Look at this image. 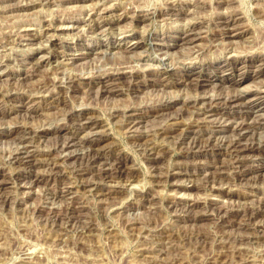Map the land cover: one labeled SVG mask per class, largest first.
<instances>
[{
    "label": "rangeland",
    "instance_id": "374dc122",
    "mask_svg": "<svg viewBox=\"0 0 264 264\" xmlns=\"http://www.w3.org/2000/svg\"><path fill=\"white\" fill-rule=\"evenodd\" d=\"M158 11L164 16L153 17ZM232 16L238 21L227 35L223 22ZM65 22L74 29L52 30ZM190 24L198 39L184 41ZM37 46L45 49L39 62L31 59ZM227 60L235 67L219 72ZM118 69L134 73L99 83ZM188 73L199 81H186ZM263 86L264 0H0V178L7 181L0 188V264H264V222L244 218L246 207L264 201V151L234 169L227 147L217 146L248 120L253 130L242 143L264 142V128L253 123L264 117L247 118L249 109L217 99ZM204 94L215 99L212 119L220 123L198 124L201 111L186 105ZM169 99L176 101L167 115H156ZM79 111L102 125L99 158L110 164L120 157L126 177L104 178L99 163L78 159L98 146L89 130H78ZM130 113L142 117L135 133ZM19 126L31 130L28 149L37 159H59L57 172L43 161L8 162L19 148ZM170 127L203 132L179 143L180 131L170 137ZM70 132L81 142L65 153L58 145ZM145 143L155 147L153 156ZM239 169L247 170L240 179Z\"/></svg>",
    "mask_w": 264,
    "mask_h": 264
},
{
    "label": "bare ground",
    "instance_id": "6f19581e",
    "mask_svg": "<svg viewBox=\"0 0 264 264\" xmlns=\"http://www.w3.org/2000/svg\"><path fill=\"white\" fill-rule=\"evenodd\" d=\"M129 2V1H128ZM171 3V2H170ZM97 4V3H96ZM98 6V5H97ZM177 9V8H176ZM106 10V9H105ZM91 11L93 12V15L94 14H97L98 13V9L95 7H93L91 9ZM100 12V10H99ZM102 12V11H101ZM168 12V11H167ZM170 12V11H169ZM175 12V11H174ZM164 11H158L155 15H154V12L152 13L153 17H159V16H164ZM101 15V14H100ZM137 18H140V17H137ZM238 21V17H230L226 20H224L223 24L225 25L227 29L226 33L227 35H230L234 30H232V27L235 26V23ZM184 23V22H183ZM186 24V23H184ZM196 24V23H195ZM78 26V24H77ZM186 26V25H185ZM76 27V26H75ZM47 28V27H46ZM74 29V25H70L69 22H65V23H60L55 29H52L54 30V32H65V31H71ZM196 29V25L194 24H190L189 26L187 25V31H190L191 34H186L182 40L184 41H191V40H195V39H198L196 36V32H194V30ZM51 30V31H52ZM45 32L47 33V36H50V40H51V37H53L52 33L50 34V28L49 29H45ZM244 32V31H243ZM49 33V34H48ZM198 34V33H197ZM242 34V31H239V32H236L235 34H232V35H236V36H240ZM192 36L190 38H188L189 36ZM149 36V35H148ZM138 42H135L134 44H132L130 47L131 48H135L137 47L139 44H137ZM129 47V48H130ZM42 47L40 46H37L35 48V53H34V57H31L32 60H35L36 61H41L40 59H42L44 57L43 53H42ZM43 51H45V49H43ZM46 55V53H44ZM235 67L234 65V62L231 61V60H227V62L219 67H217L216 69L219 71V72H222L224 73V71L226 70V67ZM132 71V70H131ZM130 73H134V72H130ZM129 72H124L123 69H118L116 70V72H112V73H109L108 75H106L105 77H102L100 78L98 81L99 83H102V84H105V85H112V84H115V82H117L118 80H120L122 78V75L124 74H130ZM166 77L165 79H168L169 77H172V74L171 73H168L166 71L163 72ZM200 77V75H197V74H194V73H188L187 76H185V80L188 81L189 83H193V81L195 82H198V78ZM223 79L224 80H230V78L228 76H225L223 74ZM107 81H111L110 83H108ZM108 83V84H107ZM118 83V82H117ZM172 84H174L172 81H171ZM171 83H168V84H171ZM71 83L69 82V84L67 85L68 87L71 86L70 85ZM176 84V83H175ZM73 85V84H72ZM264 87V86H263ZM260 88L258 89L257 91H254V92H250L249 90H246L242 93H237V94H229V96H226V97H217V99H222V103L225 104L226 107H231V108H247L249 109V114H246L245 117L249 118V116L251 115V112L252 113H255L256 115L255 116H258V117H264V107L262 108V110H255L258 106L260 105H264V88ZM106 91H114V92H117L118 90H115V88H110V89H106ZM120 91V90H119ZM219 96H221L219 94ZM223 96V95H222ZM184 97V96H183ZM50 98H53V96L50 95ZM172 98V97H171ZM186 98V97H185ZM55 99V98H54ZM173 99V98H172ZM190 99V98H189ZM186 100V99H184ZM215 99H213V97L211 96H208L206 94L204 95H200V96H193V98L191 97L190 100H187L186 102V105L192 109V110H196V112H200L201 111V114L204 116L202 117L198 124L200 122H203V121H207V122H211V123H220V121H216V120H213L212 119V115H213V111H214V105L212 104L210 106V104L212 102H214ZM176 99L174 100H168L167 102L161 104L156 110V115H158L159 117L160 116H164V114L167 115L166 111H168V109L170 107L173 106V104L175 103ZM220 101V100H219ZM208 102V103H207ZM219 104V102H218ZM222 105V104H220ZM175 106V105H174ZM186 106V107H187ZM187 107V108H188ZM219 107V106H218ZM175 108V107H174ZM172 109V108H171ZM233 110V109H232ZM225 111V110H224ZM172 112V111H171ZM170 113V111H169ZM194 113V112H193ZM245 113V112H244ZM258 113V114H257ZM71 114H76L75 112H72ZM197 114V113H195ZM81 116V122L78 124L79 125V128L78 130H84L87 129L90 131V136H89V142L91 144H94V143H97V147L95 148V150L91 151V155H89L88 153H85L82 155V157H78V159L80 158L81 160L84 161L85 164H87V167L92 165L94 162L95 163H99V165H101L102 167H100V169L97 170L98 174L104 178H110V179H113V178H118L120 179L121 177H126L127 176V172H128V168L126 166L125 163H123L122 159L119 157L117 159H115L112 163L108 164L107 162H105V160L108 161V159H104L102 158L103 160H101L99 158V156L101 157V155H103V153H100L102 152V147L100 146V142L102 141L103 137H104V134L103 133H100L102 132L100 129L102 128V125L97 122L95 118L93 117H83L84 116V112L83 111H79L78 112V115H75L74 117H78V116ZM170 115V114H169ZM168 115V116H169ZM249 115V116H248ZM201 116V115H200ZM127 117H128V130L131 131V132H134L135 131L137 132V128L141 125L140 124V121L137 122L136 119H140L142 117H138L137 114H133V113H130V114H127ZM176 117V116H175ZM254 117V116H253ZM167 119V117H165ZM170 118V117H168ZM230 118V117H229ZM174 119V118H173ZM172 119V120H173ZM177 119V118H176ZM216 119V118H214ZM238 119V118H237ZM195 120V119H194ZM226 120V118H225ZM255 120V119H254ZM229 120H227L225 123H227ZM249 121V120H248ZM248 121L246 123H243V122H236L235 126L233 127V130H231V132L234 134V138H230L228 141L222 143V141H220L217 146H221V145H225L227 147V150L224 152L225 154H227V156L230 157V164L231 166L230 167H233L234 169H238L239 168V165L244 163L245 159L248 157L247 155H249L250 153L254 152L255 150H262L264 151V142L263 143H259V142H256L255 144L251 143V144H247V143H242V139L244 138V136L246 135V132L248 131V129H250L252 127V123L249 124ZM261 121V120H260ZM260 121H257V122H253V123H257V125L259 126H262L264 128V123L263 122H260ZM172 126H180V122H172ZM224 123V122H223ZM182 124V123H181ZM233 124V123H232ZM217 125V124H215ZM223 125V124H222ZM221 125V126H222ZM219 126V125H218ZM223 125V131L227 130V128L230 127L229 126H226ZM181 127H175V128H168V134L170 137H174V135H172L174 132H176V130H179L180 133L178 134V142L179 143H182L183 141H185L186 139H189L191 137V135H198L199 133H202L203 131L202 130H196V129H189V128H181ZM232 128V127H231ZM230 128V129H231ZM176 129V130H174ZM200 129V128H199ZM250 130H253V129H250ZM144 131V130H143ZM198 131V132H197ZM138 132H142V131H138ZM178 132V131H177ZM14 133L15 135H17V137H15V141L17 142V144H19V148L16 149L14 152H12L10 155H9V158H8V162L11 164V165H29V166H33L35 163H38L40 161H43L41 159H37L35 157V154L33 151L29 150L28 149V146L30 145L31 143V130L28 129V127L26 126H19V127H16V129L14 130ZM70 135H67V136H64V141L61 142L59 145H58V148L62 151V152H67L70 148L76 146L77 144H80V140H78L77 138H75V133L74 132H70L69 133ZM140 134V133H138ZM143 134V133H142ZM194 137V136H192ZM199 138V137H198ZM251 138V137H250ZM84 140V139H83ZM220 140H223V139H220ZM225 141V140H224ZM244 141V140H243ZM197 141L193 140L192 139V144L191 145H194L196 144ZM245 142V141H244ZM247 142V141H246ZM147 143V142H146ZM145 143V144H146ZM205 144L206 146H212L211 145V141H210V138H206L205 140ZM147 145V146H146ZM146 148L145 150L147 151L148 155L150 156H153L155 154V147L152 146L151 144H146ZM151 145V146H150ZM85 146V145H84ZM214 146V145H213ZM77 147V146H76ZM78 148V147H77ZM195 148V147H194ZM193 148V149H194ZM216 148V147H215ZM88 149V147H87ZM94 149V148H93ZM78 150V149H77ZM86 150V149H85ZM198 150V149H197ZM218 151L220 152L221 150L218 149ZM36 152V151H35ZM37 153V152H36ZM199 154V153H198ZM106 155V154H105ZM186 155V154H185ZM43 156V155H42ZM67 156V154H66ZM64 158V157H63ZM67 158H71L70 155H68ZM65 159V158H64ZM76 159V158H75ZM152 162H156L157 161V157H151L150 158ZM227 159V158H226ZM229 159V158H228ZM44 160H47V161H43V162H46L47 165L50 166V169L51 171L54 173V171H58V168H59V165H58V160L57 158L51 160V159H44ZM93 160V161H92ZM69 161V160H68ZM218 161V160H217ZM93 162V163H92ZM110 162V161H109ZM219 162V161H218ZM94 166V165H93ZM92 166V167H93ZM98 166V165H97ZM31 168V167H30ZM73 168L75 169L76 167L73 166ZM94 168V167H93ZM241 168V167H240ZM96 169V168H95ZM223 169V168H222ZM20 170V169H19ZM79 169H75V171H78ZM56 171V172H57ZM89 172V171H88ZM247 172V170H236L235 171V174L236 176L240 179L241 177H243L245 175V173ZM92 173V172H91ZM78 175V174H77ZM152 176V175H151ZM211 178V177H209ZM97 179V178H96ZM126 179V178H125ZM115 180V179H114ZM209 180V179H208ZM127 181V179H126ZM210 181H212L210 179ZM7 181L4 180L2 177L0 178V188L3 187L4 184H6ZM85 188L87 189H95V184L93 183H84L83 184ZM120 189V188H119ZM216 190H218L217 188H215ZM67 192H69L70 188H68V186L65 187V189H63ZM215 191V190H213ZM117 192V190H112V191H107L105 193H103L104 195H109L110 193H115ZM1 198V197H0ZM4 199V196L2 197ZM100 200V199H99ZM177 203V202H176ZM175 203V205H176ZM178 204V203H177ZM174 205V204H173ZM238 211V210H237ZM246 213L244 214V218L246 221H252L253 219H257L259 218L260 219V222H264V201H262V203L258 206V207H255V208H252V207H246V209L244 210ZM243 211V212H244ZM228 212V211H227ZM227 212H224V214H226ZM239 212V211H238ZM76 214V212H75ZM70 216V215H69ZM76 217V216H75ZM221 218V217H219ZM257 222V220H256ZM242 223V222H241ZM246 224V223H245ZM250 225V224H249ZM171 236V235H170ZM244 238H246L244 236Z\"/></svg>",
    "mask_w": 264,
    "mask_h": 264
}]
</instances>
